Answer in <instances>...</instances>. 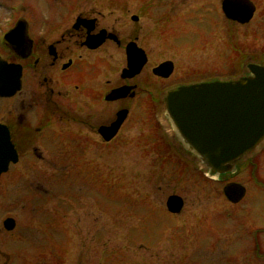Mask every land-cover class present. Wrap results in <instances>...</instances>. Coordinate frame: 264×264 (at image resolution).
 <instances>
[{
  "label": "rangeland",
  "instance_id": "rangeland-1",
  "mask_svg": "<svg viewBox=\"0 0 264 264\" xmlns=\"http://www.w3.org/2000/svg\"><path fill=\"white\" fill-rule=\"evenodd\" d=\"M12 2L14 14L22 16L23 0ZM258 4L263 15L264 0ZM127 6L130 14L143 11L139 23L123 19L122 11L107 20L124 41L132 35L130 28L139 27L148 62L128 80L137 88L134 98L121 103L129 108L123 139L108 149L92 148L91 158L74 145L75 155L83 159L73 169H62L58 193L53 184L41 195L8 173L0 178V225L11 215L24 226L1 237L2 264H264V143L234 173L218 176L191 151L167 145L162 132L173 133L168 119L164 125L157 122V117L166 118L164 106L155 107L147 98L167 83L151 73L162 60L176 64L174 78L241 76L247 72L241 65L246 59L240 53L234 57L232 31L239 45L251 44L250 50L264 44L261 31L252 43L246 34L252 24L227 21L221 0H128ZM259 17L256 25L262 30L264 17ZM125 58L123 50L111 48L89 55L98 73L95 81L85 80L100 85L107 80L109 88L126 82L120 77ZM115 106L110 103V112ZM62 154L70 161L65 149ZM228 182L246 187L241 202L232 204L224 196ZM171 194L184 200L177 214L166 209Z\"/></svg>",
  "mask_w": 264,
  "mask_h": 264
},
{
  "label": "flooded vegetation",
  "instance_id": "flooded-vegetation-1",
  "mask_svg": "<svg viewBox=\"0 0 264 264\" xmlns=\"http://www.w3.org/2000/svg\"><path fill=\"white\" fill-rule=\"evenodd\" d=\"M34 1L36 5L30 0H23L21 5L23 14L19 16L14 14L12 0H0V58L11 66L9 87L4 92H0V131L6 132L15 152L14 155H8L6 170L0 172V178L8 173L13 180L30 185L32 193L43 195L49 193L47 186L50 184L55 187L54 193H58L63 179L62 169L69 166L73 169L78 165L79 160L83 159L75 155L74 145L81 152L87 153L86 157H90L92 148L99 151L108 149L111 142L123 139L121 134L128 120L129 108L121 103L127 98L135 97L137 85L129 81L137 75L133 78H122L120 73V77L126 82L111 88L107 86L109 83L107 80L103 85L93 84L85 78L95 81L94 74L98 73V69L94 63L90 64L88 56L107 53L109 48L123 50L126 55L129 43L142 48L139 45L138 26L134 25L130 28L133 36L130 35L124 41L117 28L112 26L107 18L122 11L123 19L136 24L143 16V11L138 10L130 14V7L127 6L128 0ZM249 1L254 6L252 18L245 24L234 20L230 22L240 26L251 23L253 28L246 34L254 43L258 30L264 37V27L261 30L262 26L256 25V19L261 18L259 16L264 17V12L261 15L258 0ZM18 22H23V32L7 41V34ZM235 36L232 31V53L235 54L236 59L239 53L240 58L245 57L246 59L241 65L247 69V72L241 76L248 74L249 64L264 66V44L258 50L253 48L250 50L251 44L247 43L244 48L238 44ZM244 50L246 52L243 54L241 51ZM168 61L172 62V72L168 77L153 73V69ZM125 67L121 69V72ZM175 70L176 64L170 59L159 61L152 66V76L161 83L167 82L161 86L163 88L159 90L158 95L147 97L150 103L155 104V107L156 104L160 108L162 105L165 106L164 98L167 92L181 86L215 80H233L219 76L193 79L174 78ZM18 73L19 88L15 90V79ZM234 76L238 78L236 73ZM122 86L131 87L127 97L106 99L113 89ZM130 93H133V96H130ZM92 101L98 103L97 109L93 108ZM110 103L116 105L111 112ZM121 110H127V116L116 130L115 135L111 139H106L100 129L111 127ZM157 122L159 125L167 124V118L157 117ZM67 123L70 125L69 129L64 128ZM162 133L167 145L188 151L176 134ZM263 143L264 141L260 146ZM122 144L119 143L118 146ZM4 147L10 150L7 145ZM1 148L3 147L0 146ZM62 149L69 153L70 161L63 160ZM257 149L259 146L249 153L253 155ZM6 157L2 155L0 167L5 165ZM58 209L60 214L62 205H59ZM60 215L62 216V213ZM43 217L45 218L46 215ZM7 220V225L11 227L9 229L5 225ZM54 224L58 228L62 226L56 218ZM23 227L11 215L5 216L1 220L0 239L5 235L4 233L14 231V229L22 231ZM0 264H2L1 255Z\"/></svg>",
  "mask_w": 264,
  "mask_h": 264
},
{
  "label": "water",
  "instance_id": "water-1",
  "mask_svg": "<svg viewBox=\"0 0 264 264\" xmlns=\"http://www.w3.org/2000/svg\"><path fill=\"white\" fill-rule=\"evenodd\" d=\"M221 9L229 20L247 23L253 16L254 6L249 0H222ZM23 32V22H18L6 36L12 40ZM127 64L121 72L122 78H133L139 74L147 62L145 52L134 43L126 50ZM11 66L0 58V92L9 87ZM172 72V62H164L153 69L155 75L168 77ZM19 88V73L15 79V90ZM131 87L113 89L106 99L127 97ZM133 96V93H130ZM165 113L173 134L177 135L184 147L195 155L199 162L216 175L234 173L236 165L245 154L255 149L264 140V66L248 65V74L233 80L199 83L181 86L167 92L164 98ZM127 110L117 114L111 127L101 128L106 139H111L124 118ZM7 145L10 150L4 146ZM0 159L7 156L0 172L6 170L8 155H14L6 132L0 131ZM12 157V156H11ZM13 160L14 157H13ZM3 163V164H4ZM226 199L235 204L240 202L246 188L236 182L223 186ZM184 205L178 195H170L166 200L167 210L179 213ZM5 222L6 228H11Z\"/></svg>",
  "mask_w": 264,
  "mask_h": 264
}]
</instances>
